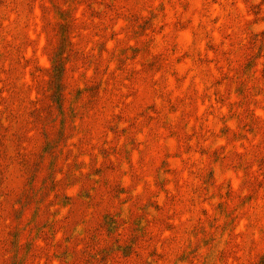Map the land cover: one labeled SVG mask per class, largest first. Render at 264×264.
<instances>
[{
	"label": "rangeland",
	"instance_id": "obj_1",
	"mask_svg": "<svg viewBox=\"0 0 264 264\" xmlns=\"http://www.w3.org/2000/svg\"><path fill=\"white\" fill-rule=\"evenodd\" d=\"M0 264H264V0H0Z\"/></svg>",
	"mask_w": 264,
	"mask_h": 264
},
{
	"label": "trees",
	"instance_id": "obj_2",
	"mask_svg": "<svg viewBox=\"0 0 264 264\" xmlns=\"http://www.w3.org/2000/svg\"><path fill=\"white\" fill-rule=\"evenodd\" d=\"M57 66H58V73H57V75H59V76L56 77L57 84H56V93L55 94H57L58 93L57 90H59V94L58 95L61 96L62 95V93H61L62 86H63V83H64L62 81V79H61V77H63V75H64V63H63V60L62 61H58ZM45 154L46 155H49L50 153L47 151V152H45Z\"/></svg>",
	"mask_w": 264,
	"mask_h": 264
}]
</instances>
